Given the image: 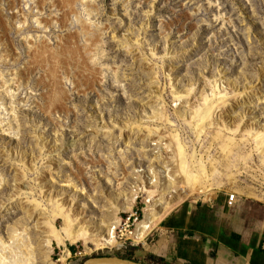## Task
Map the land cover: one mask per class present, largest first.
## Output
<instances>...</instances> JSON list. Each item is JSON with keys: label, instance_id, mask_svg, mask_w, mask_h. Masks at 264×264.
<instances>
[{"label": "rangeland", "instance_id": "1", "mask_svg": "<svg viewBox=\"0 0 264 264\" xmlns=\"http://www.w3.org/2000/svg\"><path fill=\"white\" fill-rule=\"evenodd\" d=\"M143 186L264 204V0H0V264H140Z\"/></svg>", "mask_w": 264, "mask_h": 264}, {"label": "crops", "instance_id": "2", "mask_svg": "<svg viewBox=\"0 0 264 264\" xmlns=\"http://www.w3.org/2000/svg\"><path fill=\"white\" fill-rule=\"evenodd\" d=\"M151 231L133 253L137 263L264 264L261 203L238 200L230 206L226 196L183 202Z\"/></svg>", "mask_w": 264, "mask_h": 264}, {"label": "bare ground", "instance_id": "3", "mask_svg": "<svg viewBox=\"0 0 264 264\" xmlns=\"http://www.w3.org/2000/svg\"><path fill=\"white\" fill-rule=\"evenodd\" d=\"M148 183H150V185H151V183H154V182H151L149 180ZM148 189L143 186L139 191H135L131 195L130 205L132 206L134 204L135 200L137 199V195L139 193L146 194V199L144 200V202H145L144 219L139 224H137V228H136L135 232L133 234H130L131 239L136 243H141L144 240L145 236L148 234V232L151 229H153L155 226H157L162 221V219L165 216H167V214L172 210V208L175 207V205H177L178 203L180 204L185 199L197 197V190H194L191 188L184 190L183 195L177 197V199H175L176 197L173 198V199H175L174 200L175 202L174 203L172 202L173 204H170V207L167 210V212H165L164 215L158 217V216H155V211L152 209V204H151V202L153 200L152 192ZM124 210L129 211V208H125ZM117 223H116V225H117ZM114 232H115V228H113L111 226L106 234H104L103 236H99V237L94 238L93 243L100 250L113 249L115 247H118ZM75 240H77V238H75ZM82 240L83 241H89V239H87V238L82 239ZM60 263L66 264L67 259L61 260Z\"/></svg>", "mask_w": 264, "mask_h": 264}, {"label": "built area", "instance_id": "4", "mask_svg": "<svg viewBox=\"0 0 264 264\" xmlns=\"http://www.w3.org/2000/svg\"><path fill=\"white\" fill-rule=\"evenodd\" d=\"M226 197H227L228 204L230 206L233 205V203L236 201V195H234V194H228ZM138 219H139V217H138L137 212H133V210H132L130 213V216L125 221L121 220V225L116 230V234H117V236H119L117 238L119 239V238L123 237L125 230H130L131 227L133 228L134 224L138 221ZM121 248H123V246Z\"/></svg>", "mask_w": 264, "mask_h": 264}, {"label": "water", "instance_id": "5", "mask_svg": "<svg viewBox=\"0 0 264 264\" xmlns=\"http://www.w3.org/2000/svg\"><path fill=\"white\" fill-rule=\"evenodd\" d=\"M85 264H134L116 258H94L87 260Z\"/></svg>", "mask_w": 264, "mask_h": 264}, {"label": "trees", "instance_id": "6", "mask_svg": "<svg viewBox=\"0 0 264 264\" xmlns=\"http://www.w3.org/2000/svg\"><path fill=\"white\" fill-rule=\"evenodd\" d=\"M128 251H129V252H131V250H130V249H128Z\"/></svg>", "mask_w": 264, "mask_h": 264}]
</instances>
